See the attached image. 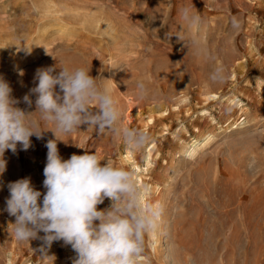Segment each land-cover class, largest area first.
Here are the masks:
<instances>
[{
  "label": "rangeland",
  "instance_id": "374dc122",
  "mask_svg": "<svg viewBox=\"0 0 264 264\" xmlns=\"http://www.w3.org/2000/svg\"><path fill=\"white\" fill-rule=\"evenodd\" d=\"M50 1L60 15L47 21L33 6L40 0H0V77L21 101L17 107L35 112V95L30 108L23 97L38 83V68L90 69L112 89L122 125L149 135L138 151L87 125L57 141L65 160L95 153L101 164L129 170L148 189L141 202L163 206L138 264H264V0ZM186 6L201 17L198 26L181 19ZM221 65L227 78L212 83ZM138 81L150 91L146 100L135 96ZM30 139L29 149L18 144L16 153L4 154L0 264H73L76 253L63 241H54L45 259L41 240L20 243L11 235L8 183L30 177L46 192L45 145L55 135L48 130ZM110 206L105 198L97 208Z\"/></svg>",
  "mask_w": 264,
  "mask_h": 264
},
{
  "label": "clouds",
  "instance_id": "9594fccd",
  "mask_svg": "<svg viewBox=\"0 0 264 264\" xmlns=\"http://www.w3.org/2000/svg\"><path fill=\"white\" fill-rule=\"evenodd\" d=\"M181 19L190 28L201 23V17L187 6L181 9ZM232 25L239 27L235 17ZM176 36L182 41L180 35ZM200 51L208 54L206 49ZM56 68H38L34 76L38 83L23 97L30 108L31 96L35 95V112L17 107L21 101L12 96L9 83L0 77V175L6 171V150L16 153L18 144L27 150L32 146L30 138L41 139L44 131L55 135L45 145L43 196L30 177L7 185L6 211L15 217L11 235L20 243L41 240L39 251L45 259L50 258L47 249L52 243L63 241L76 253L73 264H138L144 253L145 235L158 229L163 206L141 202L142 192L148 189L139 187L129 170L107 161L101 164L95 153L72 154L65 160L57 141H62L58 134H71L81 125L94 128L98 134L110 131L133 151L143 149L150 137L122 125V109L112 89L99 85L97 78L89 74L90 69L61 66L57 73ZM226 78L222 65L215 67L209 77L212 83H222ZM149 95L145 83L138 81L136 98L146 100ZM34 113L39 114L38 119L33 118ZM42 124L53 127L45 130ZM105 198L110 199V208L98 210Z\"/></svg>",
  "mask_w": 264,
  "mask_h": 264
},
{
  "label": "bare ground",
  "instance_id": "6f19581e",
  "mask_svg": "<svg viewBox=\"0 0 264 264\" xmlns=\"http://www.w3.org/2000/svg\"><path fill=\"white\" fill-rule=\"evenodd\" d=\"M34 3V2H33ZM38 3V2H37ZM37 3H34L33 4V6L37 9V8H40V12L39 13H43V17H46L45 19L47 20L48 18V20L47 21H49V20H54V19H57L58 17H59V10L60 9H57L56 7H55V4L53 3V1H50V0H40V3H38L39 4V6L37 5ZM55 3H56V1H55ZM57 4V3H56ZM34 9V8H33ZM30 10H32V8L30 9ZM37 13H38V10H37ZM40 15V14H39ZM58 16V17H57ZM41 17H42V15H41ZM99 18V17H98ZM40 19V18H39ZM92 22H94L93 20H92ZM88 24H90V22L88 23ZM92 24V23H91ZM90 24V25H91ZM96 24V23H95ZM97 24H98V22H97ZM16 25V24H15ZM92 26V25H91ZM90 26V27H91ZM97 28V27H96ZM17 32H18V30H17ZM16 32V33H17ZM18 34V33H17ZM2 36V35H1ZM11 37H16V36H12V35H10ZM3 37V36H2ZM10 38V37H9ZM13 38V39H14ZM17 38V37H16ZM15 38V39H16ZM212 96H215V94H211V95H208V100L209 101H211L212 100ZM195 149H196V147H195ZM193 150H194V148H193ZM142 183H144V181H142ZM157 204H160V202L158 201L157 202Z\"/></svg>",
  "mask_w": 264,
  "mask_h": 264
}]
</instances>
